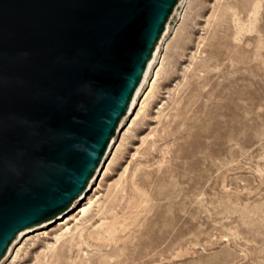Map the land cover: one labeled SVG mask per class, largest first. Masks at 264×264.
<instances>
[{"label":"rangeland","instance_id":"1","mask_svg":"<svg viewBox=\"0 0 264 264\" xmlns=\"http://www.w3.org/2000/svg\"><path fill=\"white\" fill-rule=\"evenodd\" d=\"M92 186L29 264H264V0H214Z\"/></svg>","mask_w":264,"mask_h":264},{"label":"water","instance_id":"2","mask_svg":"<svg viewBox=\"0 0 264 264\" xmlns=\"http://www.w3.org/2000/svg\"><path fill=\"white\" fill-rule=\"evenodd\" d=\"M214 0H0V264L34 253L177 78Z\"/></svg>","mask_w":264,"mask_h":264},{"label":"bare ground","instance_id":"3","mask_svg":"<svg viewBox=\"0 0 264 264\" xmlns=\"http://www.w3.org/2000/svg\"><path fill=\"white\" fill-rule=\"evenodd\" d=\"M102 172V170L99 172V174L95 177V179L90 183V185L88 186V188H87V190H86V192L81 196V197H79L78 199H77V201L73 204V206L69 209V213L70 212H74L75 210H78L79 209V212H78V214L76 215V216H79V215H86L87 214V212L90 210V208H91V206H93V199L92 198H88V204L87 205H85V206H78L77 208H76V206H77V204L79 203V202H81V201H84V200H86V198H87V195L92 191V189H93V187L94 186H92L93 184H94V182L99 178V176H100V173ZM97 190L98 189H96L95 190V192L97 193ZM73 210V211H72ZM69 213H67L66 215H64V217L60 220V222H59V227L58 228H56V229H54L53 231H62V230H64V228L66 227V226H69V224L72 222V220H74V216H72V214H74V213H71V214H69ZM66 220V221H65ZM64 236V235H63ZM63 238V237H62ZM61 238V239H62ZM56 241H61L60 240V237H57V240Z\"/></svg>","mask_w":264,"mask_h":264}]
</instances>
